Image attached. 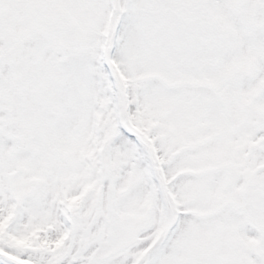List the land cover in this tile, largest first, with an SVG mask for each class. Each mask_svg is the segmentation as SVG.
<instances>
[{"label":"snow or ice","instance_id":"6c2138e0","mask_svg":"<svg viewBox=\"0 0 264 264\" xmlns=\"http://www.w3.org/2000/svg\"><path fill=\"white\" fill-rule=\"evenodd\" d=\"M0 264H264V0H0Z\"/></svg>","mask_w":264,"mask_h":264}]
</instances>
